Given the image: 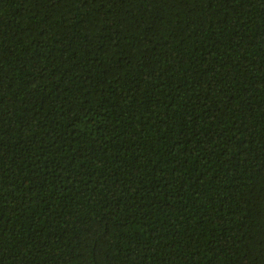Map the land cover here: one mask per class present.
<instances>
[{
	"label": "trees",
	"instance_id": "16d2710c",
	"mask_svg": "<svg viewBox=\"0 0 264 264\" xmlns=\"http://www.w3.org/2000/svg\"><path fill=\"white\" fill-rule=\"evenodd\" d=\"M0 264H264V0H0Z\"/></svg>",
	"mask_w": 264,
	"mask_h": 264
}]
</instances>
